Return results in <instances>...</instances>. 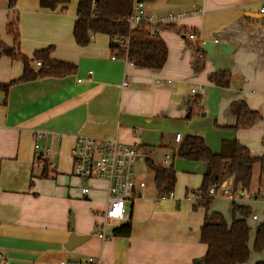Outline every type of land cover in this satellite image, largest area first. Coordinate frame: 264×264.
<instances>
[{
    "label": "crops",
    "instance_id": "0c3cea01",
    "mask_svg": "<svg viewBox=\"0 0 264 264\" xmlns=\"http://www.w3.org/2000/svg\"><path fill=\"white\" fill-rule=\"evenodd\" d=\"M42 1L16 0L10 7L0 0V39L12 46L8 25L18 18L24 56L51 48V59L75 65L76 71L15 82L23 63L0 55V264H87L90 257L111 264H204L205 210L194 209L187 191L202 186L207 164L183 159L177 150L188 134H196L214 153L225 140H237L254 157L264 155V15L259 11L264 0L145 2L148 15L185 14L158 35L167 48L161 68L113 59L104 34L79 46L73 31L80 0L56 10L42 7ZM190 32L199 39L189 40ZM239 104L258 114L249 128L237 126ZM35 130L49 136L36 141ZM177 133L183 137L179 143ZM77 135L117 138L137 144L144 155L135 163V195L127 201L128 236L115 235L121 224L111 223L109 236L99 237L96 212L106 207L107 183L92 178L89 194H82L85 182L73 172ZM36 142L51 149L49 159L58 171L44 175L35 160ZM148 159L157 166L173 165L172 197L158 198ZM143 164L144 176L138 173ZM225 183L219 191H231L232 198L224 197L248 199L264 210L259 174L251 192L235 191L233 178ZM259 218L252 214L254 221ZM73 233L88 238L69 248Z\"/></svg>",
    "mask_w": 264,
    "mask_h": 264
},
{
    "label": "trees",
    "instance_id": "16d2710c",
    "mask_svg": "<svg viewBox=\"0 0 264 264\" xmlns=\"http://www.w3.org/2000/svg\"><path fill=\"white\" fill-rule=\"evenodd\" d=\"M70 0H44L41 6L56 10ZM138 1L153 0H80L77 9L78 20L75 23L73 36L79 46H87L94 34L109 37L112 50H118L119 56L128 59L135 65L161 68L167 59V48L159 37H152L146 26L131 29L128 18L133 13ZM13 7L16 0H8ZM18 18H13L8 25L9 34L13 36L12 46L0 39V55L23 63L22 76L16 81H32L42 77H65L75 73L76 66L57 62L51 59V48L36 51L32 57L20 52V35L17 25ZM114 39L124 43H114ZM128 42V43H127ZM128 44V46L125 45ZM38 63H40L38 65ZM223 76V74H222ZM215 76L217 84L221 85ZM14 82V83H15ZM5 90L8 85H3ZM238 127L249 128L258 118L257 112L251 111L245 104L236 109ZM177 155L190 161H202L207 164L202 186L197 190H188L187 194L194 198V209H204V224L201 229V241L207 251L203 257L204 264H244L250 259L251 228L247 222L252 214L250 207L233 204V219L228 224L223 214L212 211L214 195L210 189L217 191L230 178L234 179L236 190L251 192L254 176L259 172L260 183L264 181V155L254 157L250 150L237 140H225L220 153H214L205 139L196 134H188L180 144ZM148 167L154 172V184L158 198L169 196L175 189L177 177L173 165L157 166L150 159ZM44 169V175L48 170ZM48 171V172H47ZM131 224H121L113 232L115 235L128 236ZM254 249L264 250V222L255 233ZM264 264V261L258 262Z\"/></svg>",
    "mask_w": 264,
    "mask_h": 264
},
{
    "label": "built area",
    "instance_id": "2783aa9c",
    "mask_svg": "<svg viewBox=\"0 0 264 264\" xmlns=\"http://www.w3.org/2000/svg\"><path fill=\"white\" fill-rule=\"evenodd\" d=\"M260 13L264 15V4L260 7ZM185 14H168L162 17L148 15L145 2L138 1L135 4L133 13L129 16L128 22L131 29L139 26H146L150 30L152 37L159 35L163 28L171 27L178 22ZM189 40L196 41L199 36L196 32L188 34ZM114 43H124L122 40L114 39ZM128 43V42H127ZM126 46L128 44L125 43ZM119 56L118 50H112V58L116 59ZM198 56L202 58L203 53ZM40 63H38L39 65ZM204 89L202 88V91ZM192 94L197 93V89L191 90ZM36 141L49 136L48 132L35 130L33 132ZM182 135L177 133L175 141L181 142ZM36 163L46 168L49 172L58 171L57 166L50 161L49 155L51 149L49 147L41 148L39 142H36ZM169 155L166 158L169 159ZM144 155L139 152L138 145H127L121 143L117 138H95L86 135L75 136V145L72 149L73 172L76 176L84 180L85 184L81 188L84 195L89 194L90 186L88 182L92 178L105 181L107 183V198L106 207L101 212H96L101 220L97 224L99 237L104 239L109 235L107 227L111 223L120 225L129 220L127 211V201L134 197L136 178H135V163L143 159ZM217 189L212 187L210 193L215 195ZM223 195L232 198L231 191H224ZM170 197L173 193L169 194ZM257 219L256 215H253ZM2 255H0V258ZM87 264H111L97 257H90L86 261Z\"/></svg>",
    "mask_w": 264,
    "mask_h": 264
},
{
    "label": "rangeland",
    "instance_id": "374dc122",
    "mask_svg": "<svg viewBox=\"0 0 264 264\" xmlns=\"http://www.w3.org/2000/svg\"><path fill=\"white\" fill-rule=\"evenodd\" d=\"M145 171H147V169L144 168V164H143L142 172L139 169L138 173L144 176ZM258 174L259 173L256 172L255 176H258ZM246 201L247 202H242L241 200H238V201L229 200L223 196V193L221 191H219L214 195L211 209L220 212L226 218L233 219V204L238 205V206L246 205L251 208L252 214L259 215L260 218L257 221H254L252 219V214L249 218H247V222L251 228L250 243H249L251 255H250V259L246 263H244V264H258V262L262 260L264 261V250L262 252H256L254 249L255 231H256L257 226L261 224L262 222H264V210H263V207L259 203L253 202L248 199Z\"/></svg>",
    "mask_w": 264,
    "mask_h": 264
},
{
    "label": "water",
    "instance_id": "95a60500",
    "mask_svg": "<svg viewBox=\"0 0 264 264\" xmlns=\"http://www.w3.org/2000/svg\"><path fill=\"white\" fill-rule=\"evenodd\" d=\"M261 15V14H260ZM263 15V14H262ZM226 183H224L225 185ZM73 224V221L72 223ZM86 238H88V236H83V235H78L76 233H73L71 236H70V239H69V242H68V245H66L67 247L69 248H73L75 246H77L78 244L84 242L86 240Z\"/></svg>",
    "mask_w": 264,
    "mask_h": 264
}]
</instances>
